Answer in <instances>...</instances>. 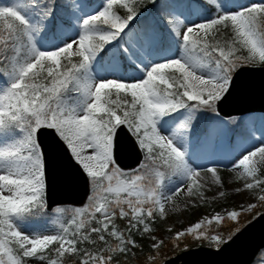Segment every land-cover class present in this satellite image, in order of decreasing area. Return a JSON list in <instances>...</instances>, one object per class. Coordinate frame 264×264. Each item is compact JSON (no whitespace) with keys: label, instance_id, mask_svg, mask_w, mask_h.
Masks as SVG:
<instances>
[{"label":"snow or ice","instance_id":"1","mask_svg":"<svg viewBox=\"0 0 264 264\" xmlns=\"http://www.w3.org/2000/svg\"><path fill=\"white\" fill-rule=\"evenodd\" d=\"M149 2L155 7L157 0ZM138 4L0 6V264H129L141 248L137 235L152 241L149 264H161L168 243L178 249L190 236L220 247L241 232L243 215L264 207L262 141L229 161L241 181L232 190L255 202L201 218L169 241L151 226L181 192L208 199L202 171L218 186L211 199L227 195L218 168L228 165L193 166L188 142L197 114H218L239 71L264 66V0H163L158 20L134 30L142 16ZM196 50L204 59L191 54ZM125 62L136 71L124 72ZM125 128L143 153L140 167L130 171L114 155ZM48 130L86 175L91 194L67 223L53 221L55 234L30 235L19 222L47 215L48 154L40 137ZM117 217L127 221L125 229ZM228 221L235 223L227 236L211 234L213 225Z\"/></svg>","mask_w":264,"mask_h":264},{"label":"water","instance_id":"2","mask_svg":"<svg viewBox=\"0 0 264 264\" xmlns=\"http://www.w3.org/2000/svg\"><path fill=\"white\" fill-rule=\"evenodd\" d=\"M254 78L256 84L254 82L253 86L257 85L255 87L260 88L258 91L264 93V66H245L236 75L234 83L238 80L242 87L245 85L246 80L252 81ZM233 88H231L226 98L217 104V111L221 117H232L252 112L247 111L250 110L248 108H235V104L239 101H242V104L246 103L248 106H252L255 102L261 103L262 106L255 107L257 108L255 111L264 113V97L254 93V97H250V99L235 98L231 100L228 97L231 95ZM40 140L45 145L48 154L46 169L47 210H51L54 206L65 205L82 207L86 204L90 193L88 178L70 157L69 153L53 137L50 130L41 136ZM114 155L118 165L125 171L136 169L143 159L142 153L135 145L134 137L126 128L118 132ZM263 218L264 211L246 223L234 239L218 247V249L208 246L186 248V250L166 258L164 261H167L168 264H251L255 261L261 249L264 248ZM250 245L252 248H249ZM241 250L244 253L240 255Z\"/></svg>","mask_w":264,"mask_h":264},{"label":"rangeland","instance_id":"3","mask_svg":"<svg viewBox=\"0 0 264 264\" xmlns=\"http://www.w3.org/2000/svg\"><path fill=\"white\" fill-rule=\"evenodd\" d=\"M21 2V0H0V6H8L13 3ZM244 3H259L261 0H243ZM135 30V29H134ZM183 30V29H182ZM164 45V41L162 42ZM173 53L175 56L181 55V50L177 47L174 48ZM194 56V55H193ZM199 59L198 56H194ZM126 63V62H125ZM127 64V63H126ZM124 72H135L136 69H123ZM139 75V73H136ZM243 120L246 129L248 130L250 137L245 140L239 138L235 139L234 142H230L227 139V128L230 124L231 118L220 117L218 114L212 116V123L209 127V134L202 135L199 139V143L194 142V135L189 137L188 151L190 154L189 162L196 165H209L210 162L220 161L222 165H228V167L218 168V175L223 182V190L226 191L227 195L223 198L217 197L211 199L217 190L218 186L214 183V178L211 173L202 171L203 177L202 183L205 184V196L208 198L201 202L196 198L186 197L183 192L174 197V203L170 202L166 204L165 210L167 215L159 220L158 226H153L156 229L155 235L160 238L171 237L175 234V231L186 229L188 226L195 224L199 219L204 217H211L213 214L220 212L223 213L225 210H232L238 208L241 204H247L248 202H255L246 193H236L232 189L240 186L241 181L237 180L236 173L230 171L229 161L233 159L243 147H250L251 144L260 145L264 141V113L257 111L247 112L244 115L239 116ZM261 172L264 173V167L261 168ZM175 179V178H173ZM210 189V190H209ZM187 201H193L192 204L186 206ZM88 204V203H87ZM64 206H56L52 209L49 214V220H41L38 218L30 219L29 222H19V227L22 231L27 234H33L34 232L41 234H55L59 230V226L54 224L53 221L60 217L54 210L57 208H63ZM69 213L73 214V209L79 207H71ZM259 207V206H258ZM261 211V210H260ZM256 216V214H253ZM253 216V217H254ZM252 217V218H253ZM250 219V218H249ZM247 221H241L240 227H242ZM235 223V222H234ZM168 228H172L173 232H168ZM227 236V235H225ZM147 241L152 244V241L146 235ZM205 246L212 248H218L214 246L210 241H206ZM184 249V248H183ZM264 264V263H262Z\"/></svg>","mask_w":264,"mask_h":264},{"label":"trees","instance_id":"4","mask_svg":"<svg viewBox=\"0 0 264 264\" xmlns=\"http://www.w3.org/2000/svg\"><path fill=\"white\" fill-rule=\"evenodd\" d=\"M25 2H26V0H25ZM162 2H163V0H157L156 6L154 7L152 5V3L149 2V0H139L138 7H139L140 12L142 13V16L140 17L139 22L134 24V26H133L134 29L140 30L147 24L155 23L158 20L157 13L160 10V6H161ZM120 11L122 12L123 10H120ZM222 31H226V30H222ZM166 43H168L167 39L164 40V44H166ZM192 54L199 56L200 59H204V57L202 56V54L198 50L192 52ZM122 66L124 68H127V67L133 68L132 66L126 65L125 63H123ZM213 115H216V114L208 113L203 118H201L200 114L199 113L197 114L198 122L193 121V123L196 125L195 132L193 133L194 142L196 144L199 143L198 140L202 136V134H205V135L209 134V126L212 123V116ZM226 130H227V133H226L227 139L230 142H234L236 138H240L242 140H245V139H248L250 137V134H249L248 130L246 129V126L244 125L243 120L240 119L239 117H234L233 120L230 121V124ZM90 190H91V188H90ZM263 208L264 207H258L254 214L259 213L260 210H262ZM68 209H70V207H65L64 212L62 214H60V217H58L55 220H58V221L63 222V223H67L72 217V214L69 213ZM49 216H50V214H49V212H47V215L42 216V217H35V218L41 219L43 221L44 220L48 221ZM252 216H254V215L253 214H245L241 217V221H247ZM54 224H57V223H54ZM152 225L153 226L159 225L158 218H156L155 222L152 223ZM232 225H234V222H231V221L225 222L224 224H222L221 226H218V227L213 225L212 233L221 232L223 235H227L228 229ZM118 226L121 229H125L127 227V221L125 223H120V225H118ZM135 239H136L137 243H139L141 245V248L134 250L135 256L129 258V264H149V262L147 260V256L151 252V244L147 241L146 236L140 237L137 235V236H135ZM163 239L165 241H169L170 237H165ZM206 241L207 240H194V239H192V237L189 236V237L185 238V241H183L181 243V245L178 249L175 248L171 243H168L167 246L163 249V253H162L163 260L161 261V264L165 258L170 257L172 255H175V253L179 252L181 249L186 248V247H195L196 245L206 244ZM121 259H123V257H121ZM262 263H264V250L261 251V253L258 255V257L256 258V261L253 264H262Z\"/></svg>","mask_w":264,"mask_h":264},{"label":"bare ground","instance_id":"5","mask_svg":"<svg viewBox=\"0 0 264 264\" xmlns=\"http://www.w3.org/2000/svg\"><path fill=\"white\" fill-rule=\"evenodd\" d=\"M262 75V74H261ZM255 82V83H254ZM256 84V80H255V78H254V80H252V81H250L249 79L248 80H246V83H245V85H243L242 87H241V83H239V81L237 80L235 83H234V88H233V90H232V92H231V95H229V97L228 98H230L231 100H233V99H235V98H240L241 100H244V99H246V98H249L250 99V97H254V93H257V94H259L261 97H264V93L263 92H259L258 90H260V88L259 87H255V86H257V85H255V86H253L254 84ZM263 86V85H262ZM237 91V92H236ZM259 92V93H258ZM232 94H233V96H232ZM230 96H232V97H230ZM260 100V99H259ZM264 100V99H263ZM243 102L242 101H239L237 104H235V108H248V109H250V110H247V111H255V110H257V108H255V107H261L262 105H261V103H257V102H255V104H252V106H248L246 103H244V104H242ZM263 103V102H262ZM249 104V103H248ZM258 104H260V105H258ZM264 219V218H263ZM253 244V243H252ZM249 248H252V246L250 245L249 246ZM242 252V253H241ZM241 252H240V255L241 254H243L244 252L241 250ZM250 253V252H249ZM237 254V253H236ZM248 254V253H247ZM238 256V255H237ZM246 256V255H245ZM218 257V256H217ZM243 257H244V255H243ZM247 257V256H246Z\"/></svg>","mask_w":264,"mask_h":264}]
</instances>
